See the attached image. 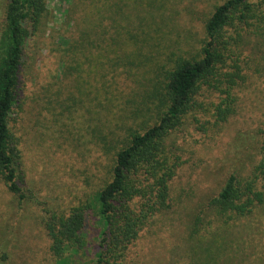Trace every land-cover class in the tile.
Returning a JSON list of instances; mask_svg holds the SVG:
<instances>
[{"label":"rangeland","instance_id":"1","mask_svg":"<svg viewBox=\"0 0 264 264\" xmlns=\"http://www.w3.org/2000/svg\"><path fill=\"white\" fill-rule=\"evenodd\" d=\"M107 1L48 0L27 50L11 118L25 196L0 179V264L55 263L48 218L69 216L111 182L118 150L131 131L159 121L168 73L178 61L202 58L205 26L226 0H124L118 14ZM7 4L0 0V29ZM235 46L221 73L240 77L237 113L217 117L220 90L198 95L204 109L166 142L180 163L170 209L151 219L127 264H190L191 239L217 232L228 231L232 251L257 248L248 232L264 241V205L238 223L217 218L213 206L231 175L246 180L264 158V28L254 22ZM103 135L113 139L108 149Z\"/></svg>","mask_w":264,"mask_h":264},{"label":"trees","instance_id":"2","mask_svg":"<svg viewBox=\"0 0 264 264\" xmlns=\"http://www.w3.org/2000/svg\"><path fill=\"white\" fill-rule=\"evenodd\" d=\"M122 1L108 0L104 6L110 14H118ZM258 5L263 6L264 0H226L216 7L205 26L202 58L178 61L168 73L159 121L150 127L146 124L144 130L131 131L128 144L116 154L111 182L73 208L69 216L48 218L54 264L128 263L130 248L151 219L170 209V183L180 163L179 159L172 161L166 142L184 125L187 115L204 109L197 102L198 95L220 90L217 117L227 120L236 115L233 91L239 75L222 74L221 68L236 56L233 45L236 48L242 42L247 27L257 22L264 28V9ZM48 11V0H8L0 29V179L21 198L25 196L24 183L11 118L27 50ZM100 140L105 149L113 144L107 135ZM263 205L264 158L246 180L231 175L213 201L217 218L237 223ZM216 234L202 243L191 239L187 249L190 264H264V241L248 232L250 244L257 248L247 251L243 243L232 251L235 245L228 231Z\"/></svg>","mask_w":264,"mask_h":264}]
</instances>
